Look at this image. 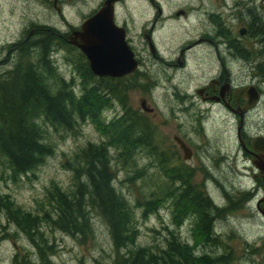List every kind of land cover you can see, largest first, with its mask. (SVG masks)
I'll list each match as a JSON object with an SVG mask.
<instances>
[{"label": "rangeland", "instance_id": "rangeland-1", "mask_svg": "<svg viewBox=\"0 0 264 264\" xmlns=\"http://www.w3.org/2000/svg\"><path fill=\"white\" fill-rule=\"evenodd\" d=\"M100 1L85 0L84 3L82 0H0V61L16 60L21 56L18 48L25 54V59L30 55L34 56L36 53L32 46L34 41L41 43L50 35L54 37V32L50 29L65 34L69 32L68 25L79 27L91 12L97 10ZM154 1L159 3L164 18L158 21L153 37L161 56L165 60H170L173 58L172 54L177 53L190 37H195L200 29L199 18L193 14L195 12L189 17L179 18L174 17V14L182 8L194 7L201 1L209 4V0ZM262 10L261 14L264 16V7ZM155 13L156 9L149 0H127L118 13V23L124 25L126 22L131 29L130 36L133 38L135 52L142 61L137 74L143 72L150 74V77L139 80L136 86L129 88L126 94L128 106L143 116L145 114L140 109L139 100L145 98L154 109V115H150L149 118L156 129L158 148L153 160L144 156L141 148L137 149L133 161L135 167L132 168L129 167L130 165L126 166L129 168H121L119 164L116 166V161L111 159L114 166L118 167L115 187L134 207L136 196L141 193L149 196L158 191L153 187L154 183L160 184L165 179L170 185L173 176L187 177L199 189H204L216 206L227 210L214 224V237L219 238L218 246L215 248L207 244L203 247L202 244H196L195 256L200 255L203 248L216 255L230 256V264H264V220L254 211L257 196L261 191L252 199L247 196L248 191L255 186V182L250 180L248 175L239 173V170L243 169V164H238L237 168L233 169V148L229 145L231 139L223 133L224 127L219 119L208 128L205 137L193 131L191 124L196 128L198 121L195 115L188 114L189 106L186 109L187 114L181 113L188 104H183V100L180 99L177 102L173 97L174 88L170 86L171 81L167 80V77L175 75L172 84H178L179 89L185 91L187 73L199 76L200 69L191 64L188 71L181 73L178 69H171L161 62L155 63L144 38L140 36L141 29H148V23L152 21ZM233 27L238 25L236 26L234 22ZM26 38L28 39L24 42ZM60 43L63 44L59 41L54 45L57 47L54 65L58 74L68 82L71 78H75L73 86L78 92L81 78L75 73L72 63L78 52L70 48L61 50ZM246 43L251 46L252 41ZM131 78L111 82L126 85L132 80ZM196 85L197 80L193 78L188 92L191 93ZM123 113L124 109L115 102L112 108L103 111L101 117L104 122L109 123L119 119ZM180 133L186 135L192 143L191 160L183 159L182 152L173 140V136ZM46 134L54 144V151L44 164L33 174L22 175L15 182L4 181L0 177V193L7 194L17 206L26 211L37 210L52 184L62 189L70 187L71 173L65 168L66 159L71 158L88 142L98 143L101 139L107 140L90 122L81 124L76 134L65 135L62 132H55L52 128L47 129ZM111 153L114 155V148H111ZM163 153L166 158L160 156ZM164 159L167 160L165 169L168 171V176H165L160 168ZM149 162L153 164L152 167L144 173L136 172L149 166ZM134 176H137V179L131 180ZM174 186L181 187L179 183H174ZM171 205L172 200L169 199L166 208L161 207L147 218L142 217V209H135L138 219L136 247L154 244L162 246L168 231H174L182 244L194 246V228H191V220L186 221L187 218H183L180 228H175ZM88 212L89 218H92L90 234L87 232L78 236L76 233L68 235L60 231H51L47 224L40 225L38 232L53 248V253L48 257V264H113L116 253L108 228L94 213ZM18 227L8 222L5 211H0V264H12L15 255H17V264H22L21 259L23 260L26 255L25 258L30 264H43L33 254L36 249H33L23 229L20 230ZM124 252L125 250L120 251L121 254Z\"/></svg>", "mask_w": 264, "mask_h": 264}, {"label": "trees", "instance_id": "trees-1", "mask_svg": "<svg viewBox=\"0 0 264 264\" xmlns=\"http://www.w3.org/2000/svg\"><path fill=\"white\" fill-rule=\"evenodd\" d=\"M53 35L41 43L33 42L34 56L25 59L18 48L22 52L21 58L16 59L19 62L7 60L0 65V177L15 182L22 175L33 174L45 163L54 151V144L47 138V129L65 135L76 134L81 124L90 122L107 140L88 142L66 159L65 168L71 173L70 187L62 189L52 184L45 194L46 201L39 203L37 210L26 211L7 194L0 193V211L6 212L8 222L23 229L46 264L53 248L38 232L40 225L47 224L51 231L68 235L90 234L92 218L88 211L108 228L116 253L113 264H230V256L216 255L203 248L202 253L195 256L196 244L218 246L214 224L227 210L216 206L204 189H199L187 177L173 176L170 185L165 179L160 184L154 183L158 191L149 196L142 193L136 196L134 207L119 193L115 187L116 166L135 167L134 155L139 148L144 156L153 160L158 148L156 129L149 119L128 106L126 94L133 88V79L122 85L94 76L87 59L79 51L72 62L75 73L81 78L80 90L76 92L75 78L68 82L54 65L57 57L54 45L59 39ZM115 102L121 105L124 113L120 119L106 123L101 115ZM111 148H114V155ZM111 159L116 161V166ZM161 164L163 174L168 176L167 160ZM148 165L136 172L144 173L153 166L151 162ZM174 183L181 187H175ZM169 199L172 200L175 228H180L181 219L191 220L194 246L182 244L174 231H168L162 246L136 247L138 219L135 209H142V217L147 218L161 207L166 208ZM121 250L125 252L121 254Z\"/></svg>", "mask_w": 264, "mask_h": 264}, {"label": "flooded vegetation", "instance_id": "flooded-vegetation-1", "mask_svg": "<svg viewBox=\"0 0 264 264\" xmlns=\"http://www.w3.org/2000/svg\"><path fill=\"white\" fill-rule=\"evenodd\" d=\"M104 1H100L97 10L91 12L79 27L68 25L69 32L65 34L53 30L59 39L56 41L68 45L67 48L79 51L76 46L70 44L72 41L79 42V39H73L71 36L73 32L81 30L83 22L93 16L102 7ZM126 1L117 0L113 3V20L118 27L125 30V40L134 54L138 69L121 78H106V80L109 83L132 77L131 85L136 86V82L150 77V74L146 72L137 74L142 61L135 52L133 38L130 36L131 29L126 22L124 25H119L117 20L119 9ZM82 2L85 3V0ZM149 2L156 9V13L148 23V29H141L140 36L144 38L155 63L161 62L171 69H178L181 73L188 71L191 64L200 69L199 76L187 73L185 91L179 89L178 84H172L175 75L167 77V80L171 81L170 86L174 88L173 97L177 102L180 99L183 100V104H188L183 108V112L180 109L179 111L185 114L189 106L188 114L195 115L198 121L196 128L192 124L191 126L199 136L207 137L208 128L216 123V119L220 120L224 127L223 133L231 139L229 145L233 148V169L235 170L238 164H243V169H240L239 173L248 175V178L255 182V186L248 191L247 196L252 199L261 191L257 196L254 211L264 220V16L261 14L264 0H209V4L201 1L194 7H187L189 9L177 10L174 14L177 18L189 17L195 12L193 14L199 18L200 29L195 37H190L177 53L172 54L173 58L170 60H165L161 56L153 37L158 21L164 16L157 1L149 0ZM234 22L238 27H233ZM247 40L252 41L251 46L247 45ZM149 41L153 44L154 52H151ZM4 62L0 61V65ZM193 78L197 80V85L190 93L188 88L193 83ZM146 103L150 107L147 100ZM141 111L149 120V116L154 115V109L152 113H146L142 109ZM177 139L192 153V143L186 135L180 133L173 136L181 151ZM224 157L226 158L225 155ZM33 249L36 247L33 246ZM33 254L38 261L41 260L37 250ZM25 257L24 261L21 259L22 263L30 264ZM17 263V255H15L12 264Z\"/></svg>", "mask_w": 264, "mask_h": 264}, {"label": "water", "instance_id": "water-1", "mask_svg": "<svg viewBox=\"0 0 264 264\" xmlns=\"http://www.w3.org/2000/svg\"><path fill=\"white\" fill-rule=\"evenodd\" d=\"M105 0L102 7L81 25V30L73 32L72 41L88 61L91 73L98 78H121L137 71L138 64L125 40V30L118 27L113 20V3ZM178 15V14H177ZM151 52L153 44L149 41ZM141 109L152 113L144 98L139 101ZM185 160H190L191 150L177 139ZM264 216V214H263Z\"/></svg>", "mask_w": 264, "mask_h": 264}, {"label": "bare ground", "instance_id": "bare-ground-1", "mask_svg": "<svg viewBox=\"0 0 264 264\" xmlns=\"http://www.w3.org/2000/svg\"><path fill=\"white\" fill-rule=\"evenodd\" d=\"M117 0H115L114 2H116ZM255 90V89H254Z\"/></svg>", "mask_w": 264, "mask_h": 264}]
</instances>
